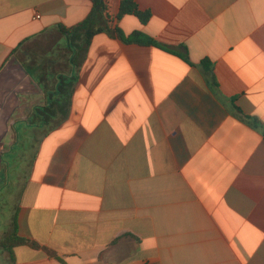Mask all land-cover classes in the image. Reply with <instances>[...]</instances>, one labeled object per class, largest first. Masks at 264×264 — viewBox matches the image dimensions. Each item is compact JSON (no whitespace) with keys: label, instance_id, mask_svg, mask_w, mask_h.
<instances>
[{"label":"crops","instance_id":"1","mask_svg":"<svg viewBox=\"0 0 264 264\" xmlns=\"http://www.w3.org/2000/svg\"><path fill=\"white\" fill-rule=\"evenodd\" d=\"M105 2L154 43L73 52L90 0H0V264H264V0Z\"/></svg>","mask_w":264,"mask_h":264},{"label":"trees","instance_id":"2","mask_svg":"<svg viewBox=\"0 0 264 264\" xmlns=\"http://www.w3.org/2000/svg\"><path fill=\"white\" fill-rule=\"evenodd\" d=\"M93 3V8L89 16L76 25L73 28H66L64 26L59 27V31L66 36L71 45L70 50L73 52L75 49H79L81 46L78 44L80 40L85 46H90L92 39L95 35L107 32L108 34L114 35L117 34L125 42H137L142 44H153V40L147 38L140 32H134L130 37L126 38L124 33L118 27H113L111 19L107 13V4L105 0H90ZM135 15L140 21L145 24L150 18L148 12H142L138 9V6L135 0H121L120 13L118 18H122L124 15ZM22 46V45H21ZM77 75L68 76L60 75L58 77V91L59 95L57 98L54 97L56 92L49 93L48 101L45 105L37 106L34 109V112L41 116L42 122L44 124H52V120L55 114L61 113L66 117L70 110V93L71 87L75 83ZM55 122L53 121V125ZM1 246L5 248L11 260L14 261L13 248L16 246H29L33 249H41L42 247L35 241L28 240L24 237H21L18 234L17 222L14 224V230L9 237L1 242ZM50 256H55L52 251L45 249Z\"/></svg>","mask_w":264,"mask_h":264},{"label":"rangeland","instance_id":"3","mask_svg":"<svg viewBox=\"0 0 264 264\" xmlns=\"http://www.w3.org/2000/svg\"><path fill=\"white\" fill-rule=\"evenodd\" d=\"M7 228V218L6 217H3V218H0V233L2 231H4L5 229ZM14 230V229H13ZM11 235V234H10ZM9 235V236H10ZM8 236V237H9ZM7 238V237H6Z\"/></svg>","mask_w":264,"mask_h":264}]
</instances>
